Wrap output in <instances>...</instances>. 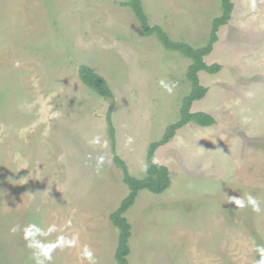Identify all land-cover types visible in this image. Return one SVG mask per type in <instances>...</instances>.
I'll return each instance as SVG.
<instances>
[{
    "label": "rangeland",
    "instance_id": "374dc122",
    "mask_svg": "<svg viewBox=\"0 0 264 264\" xmlns=\"http://www.w3.org/2000/svg\"><path fill=\"white\" fill-rule=\"evenodd\" d=\"M127 1L0 0V264H33L22 234L10 231L29 222L57 225L49 240L77 238L55 250L52 264H88L80 259L85 245L97 264H117L109 214L128 188L113 161L108 108L115 153L141 178L148 145L179 118L191 90L189 58L142 35ZM231 1L204 57L220 69L198 72L208 91L190 108L215 122H189L156 150L171 183L161 193L140 190L126 210L130 264L260 259L264 211L237 209L227 196L250 192L264 209V0ZM141 4L150 25L194 48L207 43L221 14V0ZM81 64L106 79L112 100L81 82ZM161 79L176 83L171 95ZM97 135L100 144L88 143Z\"/></svg>",
    "mask_w": 264,
    "mask_h": 264
},
{
    "label": "trees",
    "instance_id": "16d2710c",
    "mask_svg": "<svg viewBox=\"0 0 264 264\" xmlns=\"http://www.w3.org/2000/svg\"><path fill=\"white\" fill-rule=\"evenodd\" d=\"M124 5L128 6L137 18L142 35H155L166 49L179 51L182 55L189 58L190 62L187 66L186 77L191 83V90L182 101L179 118L166 127L159 140L148 145L145 157V174L141 178L132 176L126 163L115 153V129L111 120L113 104H110L108 108L106 121L113 152V161L121 169L122 181L128 188L127 195L120 201L118 207L109 214L111 224L118 230V241L114 253L117 264H130L127 256L130 252L128 241L131 235V225L124 215L126 210L133 204L140 190L145 189L152 193H161L171 183L168 167L155 161L156 150L168 143L176 131L189 122L203 127L210 126L215 122V119L209 113L203 111L193 112L190 108L192 102L204 97L208 91L207 87L200 84L198 72L203 70L208 73H216L220 69L218 64H207L204 61V57L212 51L213 44L217 40V30L220 26L227 23L233 9L231 0H221V14L212 20L210 37L207 43L194 48L185 42L173 41L161 26L150 25L143 11L141 0H128ZM78 76L81 82L97 95L105 99H113L112 90L106 79L89 65L81 64L78 68Z\"/></svg>",
    "mask_w": 264,
    "mask_h": 264
},
{
    "label": "clouds",
    "instance_id": "9594fccd",
    "mask_svg": "<svg viewBox=\"0 0 264 264\" xmlns=\"http://www.w3.org/2000/svg\"><path fill=\"white\" fill-rule=\"evenodd\" d=\"M161 88L164 89L169 95L173 93L174 88L176 87L175 82H168L165 79L158 81ZM131 138H129L130 140ZM100 137L94 136L88 143L90 144H100ZM106 146V142H105ZM104 162V157H98L97 163L98 166L102 165ZM99 171V167L97 169ZM227 202H232L237 206V209H244L251 207L254 212H261L264 209L261 208V201L253 196L250 192L241 193L239 196H227ZM70 226V221L68 222ZM12 233H21L22 239L25 241V246L31 252V259L33 264H52L53 253L57 248L65 247H75L77 244V238H69L64 235H58L56 240H49L53 233L60 231L57 225L49 224L46 228L41 227L40 224L35 222H29L24 225H13L10 229ZM257 253L260 256V259L255 262V264H264V247H257ZM80 259L82 261H87L88 264H97V260L93 250L87 245L83 246L80 252Z\"/></svg>",
    "mask_w": 264,
    "mask_h": 264
}]
</instances>
